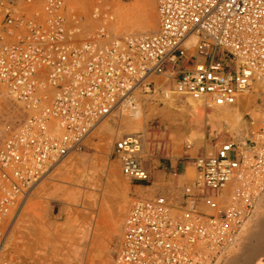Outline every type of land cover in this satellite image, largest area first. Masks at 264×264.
<instances>
[{"label": "built area", "instance_id": "obj_1", "mask_svg": "<svg viewBox=\"0 0 264 264\" xmlns=\"http://www.w3.org/2000/svg\"><path fill=\"white\" fill-rule=\"evenodd\" d=\"M159 29L77 39L68 0H0V87L27 117L0 146V264L34 188L80 151L102 120L145 101L193 96L233 105L264 83V0H157ZM258 101H264L258 94ZM258 106L264 113L263 104ZM248 135L228 134L186 157L196 179L178 200H138L113 264H222L264 195V115ZM142 139L114 146L123 176L148 183Z\"/></svg>", "mask_w": 264, "mask_h": 264}, {"label": "rangeland", "instance_id": "obj_2", "mask_svg": "<svg viewBox=\"0 0 264 264\" xmlns=\"http://www.w3.org/2000/svg\"><path fill=\"white\" fill-rule=\"evenodd\" d=\"M112 1L117 2L125 8H131L134 2L138 0ZM112 1L68 0L70 12L75 14L79 19V33L77 39L84 40L89 35L96 33L100 28L107 29L109 34L115 38L137 33L134 30L128 31V29H125L124 31L120 28L116 29V27L114 28L111 26L117 22L114 10L112 6L110 7ZM83 2H85V4L87 3L86 5L89 3L88 7H86ZM77 3H79V5ZM82 3L84 4L83 6ZM79 6H82L80 7L82 9H80ZM89 6L92 7V9H89ZM141 12L142 10L136 11L135 16L140 17ZM152 15L156 20V27L151 30L152 32H146L148 34L155 33L158 29L157 0H153L152 2ZM88 16L91 18L87 19L89 18ZM106 17L110 21L107 20L106 22ZM86 20H89V22H86ZM80 24H82L81 27ZM4 90V88L0 87V146L3 144L9 132L27 117L23 106L11 98L8 93H6L7 91ZM167 100L168 99L159 98L148 102L145 101L141 108L145 111L144 115L146 119L142 121L141 125L135 126L133 130L128 128L125 130L124 128L127 126L120 122V118L122 117V119L125 117L128 118V116L132 118L126 113L125 116H120V114L115 113L111 115L112 118L111 116L106 118L103 120L104 123L102 125L110 123L113 124L114 128V133H112L107 140L103 138L101 133L98 134L99 131H97V129H99L100 126H98V128L96 127L80 151L64 160L44 181L34 188L29 199L19 213V219L17 218L14 224L16 229L13 227L7 242L6 255L11 263L73 264L78 260L75 259L74 256L79 248L81 249L79 264H84L89 254L92 258V260L90 259V264H113L122 241L123 224L133 204L140 199L151 198L158 195H166L174 200H178L179 198L178 192H161V190L154 189L155 186H152V184L134 182L126 179L122 174L121 162L114 152L115 143L123 136H127V134H130L129 136L140 137L143 143L141 161L143 166L147 168L150 173L153 170L165 169L168 174H184L188 179L186 184H191L196 179V171L193 164L186 157V152L188 150L187 145L192 144L190 151L195 155L198 150L205 147L207 143L210 144L212 139L214 140L213 143H217L228 135L234 134L237 136L239 134L238 132L245 127L246 115H253L252 112H249V109L253 108L255 112L253 113L255 115L256 112H260L261 109L257 106V102L260 105H262V103L264 105V101L261 103L257 98L253 99V101H256H254L255 104H253V107L247 108L248 111L246 110L245 118H243L242 121L243 129L236 126L235 128L230 127L232 131L218 133L216 130L212 131V126L209 125L206 127L204 135H197L192 141L191 139L193 137L185 133L182 134V139H180L178 145L176 144L177 146H174L170 138V134H172L171 131L173 130H171L172 126L180 128L179 125H184V123L189 124V122H186L182 114L179 115V113H181L180 110H182L181 107L175 108L173 114L172 112L170 114L166 112L165 109L167 110L168 108ZM161 110L163 114L159 115ZM165 114L166 118L163 116ZM167 114L175 120L169 121V119L171 120L172 118H168ZM209 114L212 115V113ZM257 114L258 117L254 115L253 117L259 118L260 113ZM147 116L149 118H147ZM188 116L190 115L188 114ZM209 116L206 117L207 120ZM116 130L118 132H116ZM174 130L177 131L178 129ZM66 163L69 165L65 166ZM144 163H146L147 166L144 165ZM82 173L89 179L87 182L85 181L86 183L82 181ZM164 183L165 178L163 176L157 180L156 185H163ZM125 197L127 203H124ZM121 204H127L128 206L126 207V205L123 206ZM121 206H123V208H121ZM118 210H122L123 213H120L121 215L118 217L119 220L117 219V223L115 224V227H118L115 228L113 227L112 219L114 218L113 214ZM24 219H26L27 222H25L26 220ZM261 221H264V198L259 204L252 221H250L241 232L237 247L230 251V255L228 254L229 256H227L225 260L229 258L224 264L245 263L243 257L247 243L252 239L253 241L257 240L259 234L264 231V224ZM112 230L115 231L113 232ZM80 233H83L84 237L87 236L85 240L89 241L78 247L73 244L76 243V240H82L83 235ZM91 240L94 241V246L96 244V249H94L95 247L93 246L94 252L88 248V245L89 247L93 245L92 243L90 244ZM60 247L64 250L61 255ZM75 249L77 251H75ZM258 249L259 252L255 254L254 258L249 259L246 264H264V240H260ZM89 251L92 252L90 253ZM69 256H72L73 261L67 262L66 259H68ZM87 264H89V262Z\"/></svg>", "mask_w": 264, "mask_h": 264}, {"label": "bare ground", "instance_id": "obj_3", "mask_svg": "<svg viewBox=\"0 0 264 264\" xmlns=\"http://www.w3.org/2000/svg\"><path fill=\"white\" fill-rule=\"evenodd\" d=\"M84 1V0H83ZM95 1V0H94ZM112 1V0H111ZM78 2H80V1H78ZM87 2V1H86ZM89 2V1H88ZM90 2H92V1H90ZM152 2H153V0H138V1H136V2H134V4L132 5V7L131 8H125V7H123V6H121L120 4H118L117 2H114V1H112L111 3V5H110V7L112 6V8H113V10H114V14H115V17L117 18V22L114 24V25H111V26H113L114 28L116 27V29L117 28H120L121 30H124L125 31V29L127 30L128 29V31H130V30H134V31H136L137 33H135V34H131V35H127V36H134V35H150V34H148V33H146V32H152L151 30H153L155 27H156V20H155V18H154V16L152 15ZM84 4H85V2H83ZM82 3V6L84 5ZM78 5H79V3H77ZM81 4V3H80ZM87 4V3H86ZM85 4V6L86 7H88V5H89V3H88V5H86ZM93 4H94V2H93ZM82 6H79V8L80 7H82ZM84 6V7H85ZM90 7V6H89ZM78 8V7H77ZM109 8V7H108ZM80 9H82V8H80ZM86 9V8H85ZM85 9H84V11H85ZM89 9H92V7H90ZM87 10H88V8H87ZM112 10V11H113ZM139 10H142V12H141V16L140 17H137V16H135V14H136V11H139ZM83 11V10H82ZM89 11V10H88ZM90 12V11H89ZM108 13V12H107ZM86 17V16H85ZM89 17V16H88ZM91 17H89V18H87V19H90ZM107 18V17H106ZM114 19V18H113ZM107 20H108V18L106 19V22H107ZM158 20H159V18H158ZM108 21H110V20H108ZM86 22H89V20L87 21L86 20ZM110 23V22H109ZM114 23V22H113ZM92 24V23H91ZM111 24V23H110ZM81 25L82 24H80V27H81ZM89 25V24H88ZM90 26V25H89ZM88 27V26H87ZM85 28V27H84ZM92 29H93V27H92ZM158 29H159V25H158ZM158 29H157V31H158ZM157 31H155V32H157ZM91 32V31H90ZM151 34H153V33H151ZM5 91V90H4ZM7 93V92H6ZM258 94H260V95H262V97L264 98V83H260V84H256V85H254V88H253V92H251V93H249V94H247L245 97H243L242 99H239V100H237L233 105H227V106H214V105H210V104H208V103H206V102H204V101H202V100H200V99H198V98H196V97H193V96H185V97H183V96H174V97H172V95L168 92V91H165L164 92V95H165V98H162V99H168L166 102H167V104H168V108H167V110L165 109V111L166 112H169V114L172 112V114L174 113V109L175 108H179V107H181L182 108V110H180V112L181 113H179V115L180 114H182V116H184L183 118H185L186 119V122H189V124L187 123V124H185L184 123V125H179V127L180 128H176V126L174 127V126H172V128H171V132H172V134H170V138L172 139V144L174 145V146H177L178 145V142L180 141V139H182V134H188L190 137H193L192 139H191V141L193 140V139H195L196 137H197V135L198 136H200V135H204L205 134V131H206V127H208L209 125H211L212 126V131L214 130H216L218 133H221V132H224V131H232L231 129H230V127H232V128H235L236 126H238L240 129L242 128L243 129V124H242V121H243V118H245L244 116H245V114H246V112L248 111L247 110V108H249V107H253V104H255V102L254 101H256V100H254L253 101V99L255 98H258ZM170 96V97H169ZM169 97V98H168ZM177 97H181V98H177ZM247 98H251V99H247ZM252 101V102H251ZM263 104V103H262ZM258 106V105H257ZM263 107H264V105H263ZM259 108V107H258ZM257 108V109H258ZM260 109V108H259ZM247 110V111H246ZM252 110V111H251ZM153 111V110H152ZM144 110L142 109V108H140V109H138V111L137 112H135V113H126L127 115H130L132 118H130L129 116H128V118H124V119H122V118H120L121 120H120V122H121V124H124V125H126L127 127H125L124 129L126 130V128H128V129H132L133 130V128L136 126H139V125H141V123H142V121L144 120V119H146V117H145V115H144ZM161 112V113H160ZM159 112V115L160 114H163V112H162V110ZM165 112V113H166ZM212 113V115H210L209 113ZM249 112H252V114L254 115V111H253V108H251V109H249ZM254 112V113H253ZM115 113H118V114H120V116H122V115H126L125 113H124V111H121V110H119V111H116ZM115 113H112L111 115H113V114H115ZM151 113V112H150ZM257 113H260L259 114V118H254L253 117V115L251 116V117H253V119H254V121H255V127L254 128H256V126H257V124H258V122H259V119L264 115V113L262 112V110H260V112H256V114ZM188 114L192 117V119H191V117L190 116H188ZM250 114V113H249ZM254 115V116H256V117H258V114L257 115ZM110 115V116H111ZM148 115V114H147ZM210 115V116H209ZM251 115V114H250ZM110 116H108V117H110ZM149 116V115H148ZM147 116V118H149ZM164 117L166 116V114L165 115H163ZM162 116V117H163ZM167 116H168V114H167ZM207 116H209V119L207 120L206 119V117ZM107 117V118H108ZM111 118H112V116H111ZM166 118V117H165ZM168 118H172L171 120L169 119V121H172L174 118L173 117H170V115L168 116ZM167 118V119H168ZM176 118H179V117H176ZM183 118H182V120H183ZM106 119V118H105ZM104 119V120H105ZM184 119V120H185ZM114 120V119H113ZM150 120V119H149ZM175 120V119H174ZM178 120V119H177ZM168 121V122H169ZM246 121V120H245ZM119 122V123H120ZM174 122V121H173ZM173 122H171V123H173ZM104 122H103V120L100 122V125H98V126H100L99 127V129H97V131H99L98 132V134L99 133H101V135L103 136V138L104 139H108V137L110 136V135H112V133H114V128H113V124H110V123H105L104 125H102ZM118 123V122H117ZM176 123V122H175ZM174 123V124H175ZM244 123V122H243ZM177 124H181V123H177ZM176 124V125H177ZM245 124V127H244V129L243 130H240L238 133V135L237 136H235L234 134H231V135H229L231 138H233V140H235V141H237V137L238 136H241V135H248V133H249V129L247 128V124L246 123H244ZM102 125V126H101ZM173 125V124H172ZM192 125H194V126H192ZM98 126H97V128H98ZM171 126V125H170ZM183 126V127H182ZM192 126V127H191ZM178 127V126H177ZM174 129H178L177 131L176 130H174ZM116 132H118L117 130H116ZM130 134H127V136H129ZM219 135V134H218ZM114 137V136H113ZM177 144V145H176ZM71 162V161H70ZM65 165V164H64ZM63 165V166H64ZM67 165H69V164H67L66 163V165L65 166H67ZM64 166V167H65ZM118 172V171H117ZM85 173V172H84ZM121 173V172H120ZM82 175H83V173H82ZM86 175H83L82 176V181H86L87 182V180H89V179H87V177H85ZM85 182V183H86ZM262 198H264V195H262ZM126 201V202H125ZM124 203H127V199H126V197H125V199H124ZM121 205H123V204H121ZM124 205H126V207L128 206L127 204H124ZM123 205V206H124ZM123 206H121V208H123ZM124 210V209H123ZM121 211V212H120ZM125 211V210H124ZM120 213H123L122 212V210H118L117 212H115V214H113V227H115V224L117 223V219H118V217L121 215ZM21 215V214H20ZM23 215V214H22ZM25 215H27V214H25ZM24 215V216H25ZM28 218V217H27ZM31 218V217H30ZM19 219V218H18ZM20 219H21V217H20ZM24 220H26V219H24ZM33 220V219H32ZM119 220V219H118ZM30 221H31V219H30ZM25 222H27V220L25 221ZM32 222V221H31ZM125 222V221H124ZM262 222V221H261ZM260 222V223H261ZM39 223V222H38ZM37 223V224H38ZM263 224H264V221L262 222ZM29 224H30V222H29ZM40 225V224H39ZM260 225H262V224H260ZM27 227V226H26ZM116 227H118V226H116ZM115 227V228H116ZM15 228V227H14ZM16 229V228H15ZM36 229V228H35ZM114 229V228H113ZM14 231V230H13ZM113 231V230H112ZM115 231V230H114ZM113 231V232H114ZM118 231V230H117ZM14 233V232H13ZM26 233V232H25ZM24 233V234H25ZM81 234V233H80ZM81 235H83V233L81 234ZM22 236V235H21ZM36 237V236H35ZM86 237L87 236H85L84 237V235H83V238H82V240H76V243H74L73 245H77L78 247H79V245H84V243H86V242H88L89 240H85L86 239ZM257 237V236H256ZM255 237V238H256ZM258 239L257 240H254L253 241V239L252 240H250V242L249 243H247V246H248V248H249V250H248V248H247V246H246V250H244V257H243V260H244V264H246L247 263V261H249V259H252V258H254V256H255V254L256 253H258L259 252V243H260V240H264V231H262L261 232V234H259V237H257ZM26 239V238H25ZM37 239V238H36ZM84 239V240H83ZM94 240V239H93ZM93 240H91V242H90V244L92 243L93 245L92 246H90L89 247V245H88V248H89V250H92L93 252H94V249H96V244H95V246H94V241ZM31 241V240H30ZM262 244V243H261ZM260 244V245H261ZM241 245V244H240ZM93 246L95 247L94 249H93ZM84 247V246H83ZM243 247V246H242ZM261 247V246H260ZM242 249V248H241ZM75 251H77L76 249H75ZM91 251V252H92ZM249 251V252H248ZM62 252H64V250H63V248L62 247H60V255L62 254ZM80 252H81V249H79L78 248V251H77V253H76V257L74 256V258L75 259H78L77 261H76V263H73V264H79L80 263V259H81V257H80ZM90 252V251H89ZM90 252V253H91ZM88 254V253H87ZM230 255V254H229ZM228 255V256H229ZM88 256V255H87ZM85 258V257H84ZM229 258V257H228ZM74 259V260H75ZM87 259V260H86ZM86 259H85V263L84 264H87L88 262H89V264L91 263V260H92V258H91V256H90V254H89V256L88 257H86ZM91 259V260H90ZM67 260V262H71V261H73V258H72V256H69V258L68 259H66ZM242 260V261H243ZM84 262V261H83Z\"/></svg>", "mask_w": 264, "mask_h": 264}, {"label": "crops", "instance_id": "obj_4", "mask_svg": "<svg viewBox=\"0 0 264 264\" xmlns=\"http://www.w3.org/2000/svg\"><path fill=\"white\" fill-rule=\"evenodd\" d=\"M144 165H146V163H144ZM163 176L165 178V183L163 185H158V184L156 185L157 180ZM172 177H174V178H172ZM150 178H151V180H150V182H148V184H152V186H155L154 189L161 190V192L162 191L180 192L182 190L183 186H185L187 181H188V179L185 177L184 174H180V175H178L177 173L168 174V173H166L165 169H163V170L158 169L157 171L153 170L150 173Z\"/></svg>", "mask_w": 264, "mask_h": 264}, {"label": "water", "instance_id": "obj_5", "mask_svg": "<svg viewBox=\"0 0 264 264\" xmlns=\"http://www.w3.org/2000/svg\"><path fill=\"white\" fill-rule=\"evenodd\" d=\"M239 240H240V238H239ZM238 243H239V241H238ZM238 243H237V245H238ZM237 245H236V247H237ZM227 259H228V258H227ZM227 259H226V260H227ZM226 260L224 259V261H223V263H222V264H224V262H225Z\"/></svg>", "mask_w": 264, "mask_h": 264}]
</instances>
